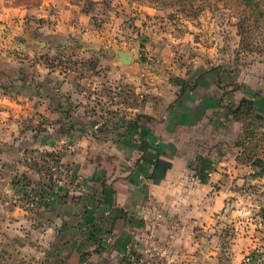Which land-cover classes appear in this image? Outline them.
I'll return each mask as SVG.
<instances>
[{
  "label": "crops",
  "instance_id": "1",
  "mask_svg": "<svg viewBox=\"0 0 264 264\" xmlns=\"http://www.w3.org/2000/svg\"><path fill=\"white\" fill-rule=\"evenodd\" d=\"M31 12L0 6V264H125L149 228L176 264H197L199 234L232 187L264 176L263 155L239 161L243 124L227 113L245 98L264 116V86L223 93L212 71L124 65L79 7L44 0ZM23 151L55 153L83 192L26 210L16 179L37 174L18 165ZM159 160L170 168L155 184Z\"/></svg>",
  "mask_w": 264,
  "mask_h": 264
},
{
  "label": "rangeland",
  "instance_id": "2",
  "mask_svg": "<svg viewBox=\"0 0 264 264\" xmlns=\"http://www.w3.org/2000/svg\"><path fill=\"white\" fill-rule=\"evenodd\" d=\"M63 1L93 15L103 43L134 56L145 70L174 75L212 71L223 93L240 86L251 90L256 83L264 86V0H253L254 6L246 0H183L172 6L138 0ZM43 2L29 8L31 17ZM0 6L10 7L12 2L0 0ZM48 13L52 23L57 22L58 11ZM245 182L248 185L242 186ZM239 183L232 187L227 212L215 219L208 236L199 234L197 264H264V222L257 193L264 189V176ZM170 245L165 243L166 248ZM164 257L176 264L170 253Z\"/></svg>",
  "mask_w": 264,
  "mask_h": 264
},
{
  "label": "built area",
  "instance_id": "3",
  "mask_svg": "<svg viewBox=\"0 0 264 264\" xmlns=\"http://www.w3.org/2000/svg\"><path fill=\"white\" fill-rule=\"evenodd\" d=\"M65 68V72L71 70L70 65ZM49 155L46 157L38 151H23L19 155L18 165L23 169L32 168L37 174L34 182H29L22 174L16 179L21 191L15 199L26 210L43 209L57 198H68L83 192V180L62 165L55 153ZM42 193L46 194L42 196ZM109 214V211L105 212V216ZM159 218L158 215L155 219ZM139 244L141 249L137 250ZM137 245L133 244L126 249L123 255L125 264H175L173 258L164 257L167 254L166 246L157 244L152 228L146 231ZM154 257H157L156 261H153ZM246 261L250 262V258L247 257Z\"/></svg>",
  "mask_w": 264,
  "mask_h": 264
},
{
  "label": "trees",
  "instance_id": "4",
  "mask_svg": "<svg viewBox=\"0 0 264 264\" xmlns=\"http://www.w3.org/2000/svg\"><path fill=\"white\" fill-rule=\"evenodd\" d=\"M12 2V6L29 9L34 6H39L43 0H5ZM145 4H152L155 6H172L176 3L184 4L183 0H138ZM248 6H254L253 0H246ZM227 113L236 121L243 124L242 138L237 145L241 149V156L239 161L243 164H251L259 157V154L264 156V116L256 114L253 110V103L248 99H241L236 107H228ZM253 122V123H252ZM255 122V123H254ZM252 123V124H251ZM255 124V125H254ZM49 157L48 153H45ZM58 158V156H56ZM264 158V157H263ZM264 160V159H263ZM170 164L159 160L156 162L153 169L151 179L157 184L165 177ZM259 187V186H248ZM264 187V186H260ZM260 198V217L264 222V189L257 190ZM46 193H42V196ZM96 229L93 228V232Z\"/></svg>",
  "mask_w": 264,
  "mask_h": 264
},
{
  "label": "water",
  "instance_id": "5",
  "mask_svg": "<svg viewBox=\"0 0 264 264\" xmlns=\"http://www.w3.org/2000/svg\"><path fill=\"white\" fill-rule=\"evenodd\" d=\"M118 59L124 65H129L131 63L132 56L127 52L118 51L117 52Z\"/></svg>",
  "mask_w": 264,
  "mask_h": 264
}]
</instances>
